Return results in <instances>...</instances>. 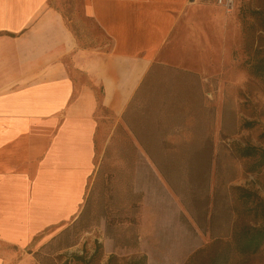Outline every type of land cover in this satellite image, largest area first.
Returning a JSON list of instances; mask_svg holds the SVG:
<instances>
[{
  "label": "crops",
  "instance_id": "crops-1",
  "mask_svg": "<svg viewBox=\"0 0 264 264\" xmlns=\"http://www.w3.org/2000/svg\"><path fill=\"white\" fill-rule=\"evenodd\" d=\"M49 1L0 0V264H35L29 250L84 214L102 158L119 137L120 154L151 163L135 131L147 142L144 133L163 117L151 89L176 71L164 49L193 6L82 0L101 33L98 45L96 37L80 40ZM181 70L204 86L199 71Z\"/></svg>",
  "mask_w": 264,
  "mask_h": 264
},
{
  "label": "rangeland",
  "instance_id": "rangeland-1",
  "mask_svg": "<svg viewBox=\"0 0 264 264\" xmlns=\"http://www.w3.org/2000/svg\"><path fill=\"white\" fill-rule=\"evenodd\" d=\"M191 2L193 6L164 49V59L176 71L158 77L160 82L151 89V98L185 105L187 109L180 115L195 129L175 128L167 139L200 140L211 134L214 154L232 150L233 142L264 145V84L250 74L251 65L264 55V0H230L229 10L218 0ZM49 4L63 14L80 40L96 37L95 43L102 44L100 31L83 14L82 0H50ZM184 69L199 71L204 86L189 73H177ZM177 115L171 108L165 117ZM98 116L105 119L103 111ZM208 122L211 129L198 128L197 124ZM112 146L108 158H102L84 214L66 227V233L60 231L40 248L29 250L35 264H84L74 256L90 260L97 244L101 254L92 264H107L110 256L115 257L111 264L141 259L145 264H264V249L240 256L226 239L212 242L189 218L183 203L151 163L140 155L120 154L125 152L120 137ZM178 148L188 149L185 144ZM169 162L181 163L179 176L184 179L185 155L171 156ZM127 166L134 170L127 171ZM227 166L234 171L229 184L249 190L256 203L264 205V167L246 172L243 161L232 158L224 162V170ZM124 181H128L126 188ZM186 185L182 184L183 190ZM246 216L232 214V220L221 225L229 230L232 224L242 226L253 219ZM183 217H187L190 228Z\"/></svg>",
  "mask_w": 264,
  "mask_h": 264
},
{
  "label": "trees",
  "instance_id": "trees-1",
  "mask_svg": "<svg viewBox=\"0 0 264 264\" xmlns=\"http://www.w3.org/2000/svg\"><path fill=\"white\" fill-rule=\"evenodd\" d=\"M250 74L264 84V55L251 65ZM140 93L141 91L135 95L131 105L136 99L140 98ZM171 108L179 114L177 117H165ZM185 108L187 109L185 105L161 102L158 112L160 109L163 117L152 126L154 128L151 134L143 132L147 142L141 136L142 132L135 128L137 130L135 132L139 136L138 140L147 151L148 158L174 195L183 203L189 218L199 230L203 233H208L212 242L226 239L228 243L233 244V250L240 256L253 254L264 249V205L261 202L256 203L257 198L249 190L230 185L229 182L234 177V171L229 166L225 170L223 168L224 162L232 158L243 161L244 171H258L264 167V145L255 146L248 143L233 142L231 145L232 150H225L222 153L217 150L214 154V139L211 134L204 135L200 140H194L189 137L184 139V141H170L167 139V135H170L175 128L177 131L195 129L194 124H186L184 118L180 115ZM199 108H203V106ZM188 109H192V107ZM245 124L249 125L251 123ZM197 125L199 126L198 128L204 131L212 127L209 122ZM145 143L149 144V147ZM182 144H185L188 148L186 151L178 148ZM218 146L222 147L223 145L219 144ZM176 154L185 155L186 162L182 166L184 179L179 176L181 163L173 165V163L169 162L170 157ZM211 171L213 172V183L211 188H209ZM183 183L187 184L184 190L181 187ZM198 201L199 203H197ZM232 214L237 216L247 215L246 217L251 215L253 219L238 227L232 224L229 230V227L221 225V222L229 223L232 220ZM77 220L78 218L74 222ZM183 220L190 228L187 217H183ZM68 229L69 227L60 233H66ZM100 254V244H97L90 260L85 262L83 256L74 257L76 260L83 261L84 264H92L96 258H99ZM114 258V256H110L107 264H111ZM225 259L227 260V258ZM62 264L67 263L64 262ZM128 264L145 263L141 259L140 261H131ZM210 264H216V261H212Z\"/></svg>",
  "mask_w": 264,
  "mask_h": 264
},
{
  "label": "built area",
  "instance_id": "built-area-1",
  "mask_svg": "<svg viewBox=\"0 0 264 264\" xmlns=\"http://www.w3.org/2000/svg\"><path fill=\"white\" fill-rule=\"evenodd\" d=\"M220 3H223L226 5V8L229 10L230 7V0H218Z\"/></svg>",
  "mask_w": 264,
  "mask_h": 264
}]
</instances>
